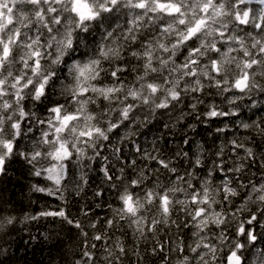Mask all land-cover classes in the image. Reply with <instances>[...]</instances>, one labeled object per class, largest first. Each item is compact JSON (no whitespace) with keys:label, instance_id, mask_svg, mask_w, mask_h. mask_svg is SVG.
I'll use <instances>...</instances> for the list:
<instances>
[{"label":"clouds","instance_id":"clouds-1","mask_svg":"<svg viewBox=\"0 0 264 264\" xmlns=\"http://www.w3.org/2000/svg\"><path fill=\"white\" fill-rule=\"evenodd\" d=\"M0 264H264V0H0Z\"/></svg>","mask_w":264,"mask_h":264}]
</instances>
